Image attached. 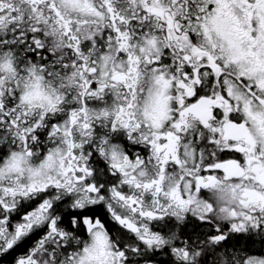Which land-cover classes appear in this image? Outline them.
Segmentation results:
<instances>
[{
	"label": "snow or ice",
	"instance_id": "obj_1",
	"mask_svg": "<svg viewBox=\"0 0 264 264\" xmlns=\"http://www.w3.org/2000/svg\"><path fill=\"white\" fill-rule=\"evenodd\" d=\"M0 264H264V0H0Z\"/></svg>",
	"mask_w": 264,
	"mask_h": 264
}]
</instances>
